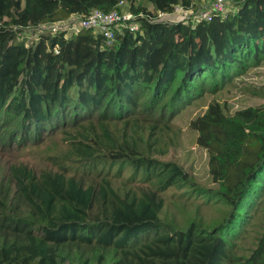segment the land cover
I'll return each mask as SVG.
<instances>
[{
	"label": "trees",
	"instance_id": "1",
	"mask_svg": "<svg viewBox=\"0 0 264 264\" xmlns=\"http://www.w3.org/2000/svg\"><path fill=\"white\" fill-rule=\"evenodd\" d=\"M120 1L167 14L193 2L0 0V147L63 143L45 157L50 169L12 166L0 184V264H264V228L246 254L236 249L264 199V105L230 116L213 101L189 123L216 190L187 203L228 208L211 229L198 209L185 230L161 221L164 195L186 189L188 175L145 155H165L181 110L264 61V0H236L210 22L142 23L109 47L92 31L29 48L6 32ZM252 93L264 97V86Z\"/></svg>",
	"mask_w": 264,
	"mask_h": 264
},
{
	"label": "rangeland",
	"instance_id": "2",
	"mask_svg": "<svg viewBox=\"0 0 264 264\" xmlns=\"http://www.w3.org/2000/svg\"><path fill=\"white\" fill-rule=\"evenodd\" d=\"M236 0L228 3L229 12H235ZM147 10L152 11V7L145 4ZM188 16L187 11H179L176 14H166L159 22L176 24L182 22ZM264 86V61L255 67L248 69L246 73L233 79L229 86L219 90L216 94L205 93L204 96L195 99L190 105L185 107L169 123L172 131L167 133V152L165 155L145 154L162 162H174L179 165L188 175L186 189L180 191L170 190L164 195L166 207L162 210L159 218L162 222L178 230L182 226L183 230L193 220V213L198 209L199 221L204 227L211 229L219 225L227 212L221 202L217 200L208 202L210 206L203 207L197 203H187L191 196H202L199 202H206L207 190L215 191L216 186L212 184L208 172V157L206 151L196 145V133L189 128V123L198 115L203 114L209 103L216 101L223 108L227 115H232L235 111L250 107L264 105V97L256 96L252 93L256 88ZM37 146H27L26 148L8 149L0 147V184H4L9 169L12 166H26L28 169L38 171L42 168L50 169L45 163V157L52 156L56 151L63 148V143L54 140V144ZM49 164V163H48ZM126 175H123L122 180ZM186 203V206L183 205ZM228 209V208H227ZM256 214L251 219V224L246 232H241L242 239L236 245L239 254H246L249 247L253 245L255 237L264 228V199L257 208ZM249 234V238L247 237ZM2 235H0V239ZM244 240V241H242Z\"/></svg>",
	"mask_w": 264,
	"mask_h": 264
},
{
	"label": "built area",
	"instance_id": "3",
	"mask_svg": "<svg viewBox=\"0 0 264 264\" xmlns=\"http://www.w3.org/2000/svg\"><path fill=\"white\" fill-rule=\"evenodd\" d=\"M233 0H193L192 4L184 9L182 6H175L172 13L187 11L188 16L183 22L192 25L200 22H210L215 17L224 18L229 13L228 3ZM167 13L154 10L134 13L126 2L120 1L116 7L104 13L98 10L82 16L72 14L65 20L38 24L35 26H12L7 29L8 34L15 37V41L26 48L34 46L43 39L44 35L63 34L66 38H72L81 31H92L93 34L101 36L105 46L109 47L115 42L117 31L126 30L132 35L140 31L142 23L159 22ZM57 53V48H53Z\"/></svg>",
	"mask_w": 264,
	"mask_h": 264
}]
</instances>
